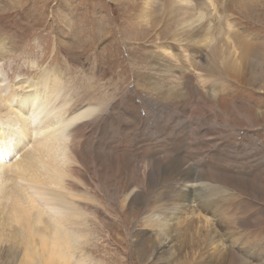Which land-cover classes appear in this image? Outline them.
Listing matches in <instances>:
<instances>
[{
  "label": "rangeland",
  "instance_id": "374dc122",
  "mask_svg": "<svg viewBox=\"0 0 264 264\" xmlns=\"http://www.w3.org/2000/svg\"><path fill=\"white\" fill-rule=\"evenodd\" d=\"M0 46L9 79L55 68L94 106L70 132L72 264H212L218 240L264 264V0H0Z\"/></svg>",
  "mask_w": 264,
  "mask_h": 264
},
{
  "label": "bare ground",
  "instance_id": "6f19581e",
  "mask_svg": "<svg viewBox=\"0 0 264 264\" xmlns=\"http://www.w3.org/2000/svg\"><path fill=\"white\" fill-rule=\"evenodd\" d=\"M5 53L0 46V56ZM209 65L214 73L215 61ZM40 75L31 80L20 77L11 80L0 64V264H72L74 248L87 238L82 235L87 213L74 198L73 164L77 163L78 155L74 161L70 132L73 133V125L86 120L94 106L77 103L75 98L72 102L69 95L72 88L70 84L65 85L57 69H43ZM218 99L220 105L225 104L223 98ZM75 133L78 136V130ZM182 168L191 169L185 164ZM207 187L204 182L193 179L182 189L192 206L191 216L196 215L195 204L201 201L196 192L201 193ZM170 211L167 209V213ZM173 215L166 219L171 220ZM199 218L202 217L189 220L203 235L209 231L210 224H204V219H200L201 223ZM174 222L168 226L172 228ZM168 241L160 242L156 248L170 245ZM210 249L212 264H239L234 249L220 240ZM73 264L80 263L75 259Z\"/></svg>",
  "mask_w": 264,
  "mask_h": 264
}]
</instances>
